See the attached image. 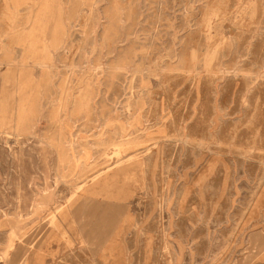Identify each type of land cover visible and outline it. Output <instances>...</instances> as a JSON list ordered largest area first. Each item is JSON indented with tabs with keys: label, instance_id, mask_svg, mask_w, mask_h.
Wrapping results in <instances>:
<instances>
[{
	"label": "rangeland",
	"instance_id": "rangeland-1",
	"mask_svg": "<svg viewBox=\"0 0 264 264\" xmlns=\"http://www.w3.org/2000/svg\"><path fill=\"white\" fill-rule=\"evenodd\" d=\"M0 264H264V0H0Z\"/></svg>",
	"mask_w": 264,
	"mask_h": 264
},
{
	"label": "bare ground",
	"instance_id": "bare-ground-1",
	"mask_svg": "<svg viewBox=\"0 0 264 264\" xmlns=\"http://www.w3.org/2000/svg\"><path fill=\"white\" fill-rule=\"evenodd\" d=\"M13 232V231H12Z\"/></svg>",
	"mask_w": 264,
	"mask_h": 264
}]
</instances>
